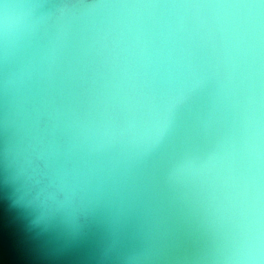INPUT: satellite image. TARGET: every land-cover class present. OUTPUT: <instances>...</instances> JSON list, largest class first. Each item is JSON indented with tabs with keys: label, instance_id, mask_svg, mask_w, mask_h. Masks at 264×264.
<instances>
[{
	"label": "water",
	"instance_id": "obj_1",
	"mask_svg": "<svg viewBox=\"0 0 264 264\" xmlns=\"http://www.w3.org/2000/svg\"><path fill=\"white\" fill-rule=\"evenodd\" d=\"M0 264H264V0H0Z\"/></svg>",
	"mask_w": 264,
	"mask_h": 264
}]
</instances>
